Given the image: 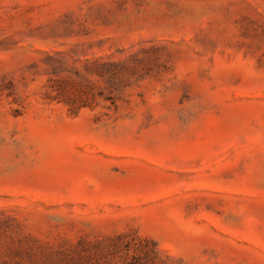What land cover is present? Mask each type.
I'll use <instances>...</instances> for the list:
<instances>
[{"label": "rangeland", "instance_id": "374dc122", "mask_svg": "<svg viewBox=\"0 0 264 264\" xmlns=\"http://www.w3.org/2000/svg\"><path fill=\"white\" fill-rule=\"evenodd\" d=\"M0 264H264V0H0Z\"/></svg>", "mask_w": 264, "mask_h": 264}]
</instances>
